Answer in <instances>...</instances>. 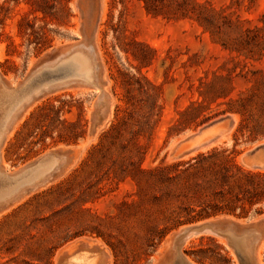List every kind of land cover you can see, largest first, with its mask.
<instances>
[{"label": "rangeland", "instance_id": "1", "mask_svg": "<svg viewBox=\"0 0 264 264\" xmlns=\"http://www.w3.org/2000/svg\"><path fill=\"white\" fill-rule=\"evenodd\" d=\"M154 5L162 13L144 0H0L2 79L17 87L53 52L77 44L84 47L73 51L92 55L96 77L95 85L68 82L28 102L0 148V171L8 173L48 152H71L61 172L1 206L0 264H63L81 250L100 251L102 264H161L188 225L159 243L165 218L181 202L137 169L219 148L236 151L243 169L264 173V139L238 134L235 146L242 117L231 111L264 71V57L249 55L264 50V0ZM41 28L52 46L43 52L33 33ZM102 108L105 119L95 127ZM214 219L258 225L264 205L246 218ZM251 231L257 244L264 240ZM193 253L207 264H239L224 238H193L183 254L200 264ZM255 261L264 264V246Z\"/></svg>", "mask_w": 264, "mask_h": 264}, {"label": "trees", "instance_id": "2", "mask_svg": "<svg viewBox=\"0 0 264 264\" xmlns=\"http://www.w3.org/2000/svg\"><path fill=\"white\" fill-rule=\"evenodd\" d=\"M144 1L148 10L162 13L161 8H153L155 0ZM39 11L43 10L40 8ZM198 21L207 27L203 19L198 17ZM33 33L40 40L36 44L37 51L43 52L52 47L44 28L39 31L33 30ZM230 49L240 52L235 45H231ZM263 51H251L249 55L254 59L264 57ZM254 75L256 78L250 94L232 100L235 108L231 111L242 117L235 134V146L238 144V134L241 137L248 135L250 142L264 139V71L261 70ZM205 95L207 94H201L202 97ZM194 106L199 104H193L192 107ZM248 116L253 120L251 124L248 122ZM115 126L116 124H113L112 129L105 132L103 136H108ZM235 154L236 151L228 152L225 149L214 148L206 153H199L187 161L151 170L137 169L138 173L154 176V182L157 181L164 187L166 197L171 198L176 194V199L181 202L180 211L165 218L164 228L158 236L159 243L172 231L182 226L220 216L246 218L254 207L261 208L264 205V173L243 169L237 164ZM132 177L137 179L135 174ZM191 255L198 263L207 264V258L200 256L199 253ZM230 263V260H226V264Z\"/></svg>", "mask_w": 264, "mask_h": 264}, {"label": "water", "instance_id": "3", "mask_svg": "<svg viewBox=\"0 0 264 264\" xmlns=\"http://www.w3.org/2000/svg\"><path fill=\"white\" fill-rule=\"evenodd\" d=\"M74 46H83L82 44H77ZM74 46H66L58 51L53 52L49 55L45 60L40 62L35 69L28 75L25 76L23 81L18 84L17 87H13L9 83H7L0 76V99L4 98V92L9 93L11 97H14L16 100H22V105L17 109V111L9 118L4 116V111L0 109V129L2 133V138L0 142V148L2 147L7 135L11 131L14 123L18 119L19 115L22 113L26 104L35 98H38L43 93L48 92L52 89L59 88L65 86L67 82H65V74L64 69L57 68V61L60 60L63 55L67 54L70 50L73 49ZM84 47V46H83ZM95 88H98L95 87ZM1 108V106H0ZM100 109L95 121V127L99 126V124L105 119L106 109ZM59 159L61 164L57 166L52 173L45 176L43 179H40L36 182H33L27 187L21 188L16 194L11 197L6 198L4 201L0 203V208L4 204L14 200L20 194L23 193L24 190L34 189L38 186L45 184L51 177H53L56 173L61 172L63 168L70 162L71 152L70 151H53L48 152L35 160L34 162L28 164L24 168L13 172L8 173L6 170H3L8 177H21L23 175L31 174L32 169L37 168L40 165L46 164L54 159ZM254 230L256 234L259 236V240L261 237H264V223L256 224V225H239L234 223L229 219L224 220H207L202 221L195 224H190L182 229H180L172 240V245L170 247V251L167 254L166 258L161 264H193L191 263L183 254L184 246L193 238L201 237V236H213L224 238L226 241L229 240V234L231 232L240 233L243 230ZM228 246L233 249L235 252L238 263L239 264H257L256 261L250 262L245 259L238 251L231 245V243L227 242Z\"/></svg>", "mask_w": 264, "mask_h": 264}, {"label": "bare ground", "instance_id": "4", "mask_svg": "<svg viewBox=\"0 0 264 264\" xmlns=\"http://www.w3.org/2000/svg\"><path fill=\"white\" fill-rule=\"evenodd\" d=\"M75 49H72V52L68 55L59 58L60 60L57 61L56 67L64 69V81L67 83L75 81L83 84L95 85V64L92 55L83 50L73 51ZM4 96V98L0 99V109L4 111V116L9 119L22 105L23 101L16 100L14 97H11L9 93L4 92ZM1 138L2 133L0 132V142ZM60 164L61 162L57 158L32 169L31 174L21 177H8L5 172L0 171V203L6 198L16 194L21 188L43 179L48 174L52 173ZM255 236L253 231L248 229L240 233L232 231L231 234H229V240H227V242L231 243L245 259L254 262L256 253L264 246V240L257 244ZM101 262L100 251L81 250L67 257L63 264H102Z\"/></svg>", "mask_w": 264, "mask_h": 264}]
</instances>
